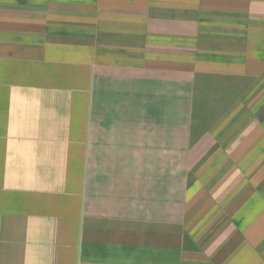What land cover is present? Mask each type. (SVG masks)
Wrapping results in <instances>:
<instances>
[{
  "label": "crops",
  "instance_id": "obj_1",
  "mask_svg": "<svg viewBox=\"0 0 264 264\" xmlns=\"http://www.w3.org/2000/svg\"><path fill=\"white\" fill-rule=\"evenodd\" d=\"M0 264H264V0H0Z\"/></svg>",
  "mask_w": 264,
  "mask_h": 264
}]
</instances>
